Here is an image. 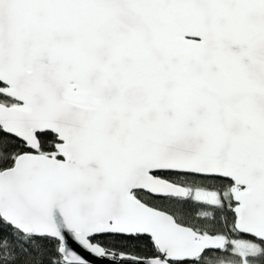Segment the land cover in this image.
<instances>
[{"label":"snow or ice","instance_id":"obj_1","mask_svg":"<svg viewBox=\"0 0 264 264\" xmlns=\"http://www.w3.org/2000/svg\"><path fill=\"white\" fill-rule=\"evenodd\" d=\"M0 264H264V0H0Z\"/></svg>","mask_w":264,"mask_h":264}]
</instances>
